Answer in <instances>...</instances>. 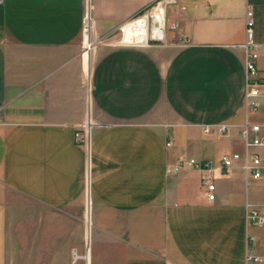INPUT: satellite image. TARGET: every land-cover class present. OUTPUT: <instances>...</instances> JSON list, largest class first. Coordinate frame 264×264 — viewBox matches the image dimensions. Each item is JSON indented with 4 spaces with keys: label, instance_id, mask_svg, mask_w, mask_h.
<instances>
[{
    "label": "crops",
    "instance_id": "crops-1",
    "mask_svg": "<svg viewBox=\"0 0 264 264\" xmlns=\"http://www.w3.org/2000/svg\"><path fill=\"white\" fill-rule=\"evenodd\" d=\"M156 1L0 0V264H246L248 235L264 264L246 218L264 167L245 173L240 135L264 94L248 111L237 47L250 10L264 81V0H174L165 41L146 42L136 16ZM248 152L264 164V145Z\"/></svg>",
    "mask_w": 264,
    "mask_h": 264
},
{
    "label": "built area",
    "instance_id": "built-area-1",
    "mask_svg": "<svg viewBox=\"0 0 264 264\" xmlns=\"http://www.w3.org/2000/svg\"><path fill=\"white\" fill-rule=\"evenodd\" d=\"M174 2V0H170ZM146 13V14H150ZM152 26V20L150 19L149 28ZM165 36V34H164ZM163 37L153 36L150 40L163 41ZM87 42V43H86ZM147 42V41H146ZM94 40L92 39V24L88 13L84 16V26H83V41H82V52L86 51L90 55L91 50L94 47ZM243 50L244 55V66L246 72L245 81V104L247 110L250 112H255L259 106L258 101L255 99L261 94H264V81L260 77L257 68L258 59V43L254 39V19L252 11L247 10L245 17V39L242 44L237 45ZM89 129V128H88ZM88 129L86 125H83L81 129L75 131V139L79 142L87 143L89 139ZM205 131L209 130V127L204 128ZM219 131L225 134L228 129L225 125H220ZM240 135L244 141V146L246 153L243 161V169L247 175L257 178L261 175V168L264 167L260 157L255 153H249L248 149L254 146L264 145V123H249L245 122L240 128ZM170 142L166 144L169 145ZM240 159V154L238 152H233L230 154H225L221 158V164L223 168H229L235 160ZM186 163L194 168H206L210 169V161L200 162L194 158H189L187 160H178L177 166ZM203 182L206 184L208 191V198L213 199L214 194L209 193V191L214 190V184L211 183V179L208 176L203 177ZM246 218L248 223L253 225H264V203L255 204L247 203L246 205ZM246 264H259V258L256 253L254 246L253 236H247L246 242ZM76 260V254L73 252V261Z\"/></svg>",
    "mask_w": 264,
    "mask_h": 264
},
{
    "label": "rangeland",
    "instance_id": "rangeland-1",
    "mask_svg": "<svg viewBox=\"0 0 264 264\" xmlns=\"http://www.w3.org/2000/svg\"><path fill=\"white\" fill-rule=\"evenodd\" d=\"M160 2H163V4H161V6H159V7H162V8H164V10H163V32L164 31H166V29H167V31H168V33H169V24H168V15H169V13L171 14L172 13V10H170V8L172 7V4H173V2H170V0H158V1H156L154 4H152L150 7H148L147 9H145L142 13H140L139 15H137L136 17H138V16H140V15H147V17H148V24H147V34H146V36H140L141 38H143V37H145L146 39H147V42H157V41H155V40H150L149 38H150V29L151 28H149V24H150V19H151V15L150 14H146V13H149V12H151L152 10H153V8L158 4V3H160ZM166 11V12H165ZM135 17V18H136ZM164 18H165V20H164ZM164 24H165V27H164ZM124 33V29H123V27L120 29V30H118L116 33H115V35L113 36V38L116 40V39H121V37H123V34ZM139 37V38H140ZM136 39H138V38H136ZM163 41H165V36H164V40ZM158 42H162V41H158ZM94 49H95V43H94V47H93V49L91 50V52H90V59H91V56H92V53H93V51H94ZM259 109V108H258ZM91 129H90V127H89V129H88V134H89V137H90V133H91V131H90Z\"/></svg>",
    "mask_w": 264,
    "mask_h": 264
},
{
    "label": "bare ground",
    "instance_id": "bare-ground-1",
    "mask_svg": "<svg viewBox=\"0 0 264 264\" xmlns=\"http://www.w3.org/2000/svg\"><path fill=\"white\" fill-rule=\"evenodd\" d=\"M163 2L158 3L151 11L152 26L150 29V37L159 36L163 37V10L164 8L159 7ZM87 43V42H86Z\"/></svg>",
    "mask_w": 264,
    "mask_h": 264
},
{
    "label": "trees",
    "instance_id": "trees-1",
    "mask_svg": "<svg viewBox=\"0 0 264 264\" xmlns=\"http://www.w3.org/2000/svg\"><path fill=\"white\" fill-rule=\"evenodd\" d=\"M142 12H143V11H142ZM142 12H141V13H142Z\"/></svg>",
    "mask_w": 264,
    "mask_h": 264
}]
</instances>
